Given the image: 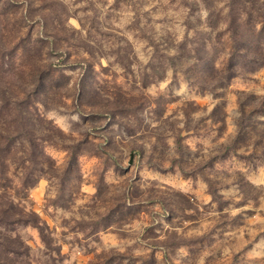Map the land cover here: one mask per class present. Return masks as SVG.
Listing matches in <instances>:
<instances>
[{
  "label": "rangeland",
  "instance_id": "1",
  "mask_svg": "<svg viewBox=\"0 0 264 264\" xmlns=\"http://www.w3.org/2000/svg\"><path fill=\"white\" fill-rule=\"evenodd\" d=\"M0 264H264V0H0Z\"/></svg>",
  "mask_w": 264,
  "mask_h": 264
}]
</instances>
